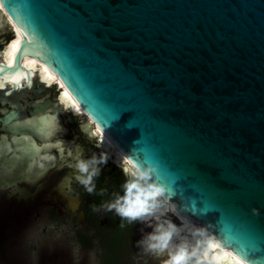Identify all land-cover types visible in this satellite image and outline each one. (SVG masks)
I'll list each match as a JSON object with an SVG mask.
<instances>
[{
	"label": "water",
	"instance_id": "1",
	"mask_svg": "<svg viewBox=\"0 0 264 264\" xmlns=\"http://www.w3.org/2000/svg\"><path fill=\"white\" fill-rule=\"evenodd\" d=\"M0 14L21 34L13 64L48 66L176 221L264 264V0H0ZM10 243L0 258L22 264Z\"/></svg>",
	"mask_w": 264,
	"mask_h": 264
},
{
	"label": "flooded vegetation",
	"instance_id": "2",
	"mask_svg": "<svg viewBox=\"0 0 264 264\" xmlns=\"http://www.w3.org/2000/svg\"><path fill=\"white\" fill-rule=\"evenodd\" d=\"M15 35L0 14V237L11 242L7 255L22 264H155L140 243L150 234L141 223L154 227L150 221L108 208L125 195L123 164L93 135L95 123L65 106L70 99L62 100L57 83L30 81L22 55L13 64ZM81 161L88 173L79 171ZM93 170L89 192L80 181Z\"/></svg>",
	"mask_w": 264,
	"mask_h": 264
},
{
	"label": "clouds",
	"instance_id": "3",
	"mask_svg": "<svg viewBox=\"0 0 264 264\" xmlns=\"http://www.w3.org/2000/svg\"><path fill=\"white\" fill-rule=\"evenodd\" d=\"M93 135L103 140L99 128H96ZM103 161L102 157L101 162ZM78 168L81 173L89 172L87 162H79ZM123 170L130 177L125 185V195L118 198L114 204L108 205L109 210L115 209L118 215L129 220L142 219L153 214L159 207V198L163 196L164 188L148 182L151 169L141 170L131 160L125 159ZM92 175H95V170L80 181L89 192L92 191V187H88L91 184ZM175 232L176 227L171 223L167 227L157 225L153 233L140 243L145 245L146 251L159 255L169 248ZM213 247H219V245L211 237L205 241H197L192 246L181 243L174 251L169 252L168 259L163 264H212L209 249Z\"/></svg>",
	"mask_w": 264,
	"mask_h": 264
},
{
	"label": "bare ground",
	"instance_id": "4",
	"mask_svg": "<svg viewBox=\"0 0 264 264\" xmlns=\"http://www.w3.org/2000/svg\"><path fill=\"white\" fill-rule=\"evenodd\" d=\"M16 33V32H15ZM20 33L18 32L17 35ZM15 35V36H17ZM21 35V34H20ZM21 37L18 36L17 40L15 41L16 46L14 48L15 53L19 42H20ZM11 55V57L13 56ZM22 62L31 69L36 68L39 64L41 65V73L43 79L48 83V84H53L54 82H57L60 86H62V92H61V98L62 100L63 97L65 99H70V104L66 107L70 108L76 113L80 112L83 113L84 111L81 109V107L76 103L74 98L70 95L68 92L67 88L63 85L62 81L55 75L45 64L41 63L39 60L35 58H30L27 56L22 55L21 57ZM34 66V67H33ZM14 77L15 76H20L21 73L19 70L15 71L13 73ZM63 95V97H62ZM65 101V100H64ZM66 102V101H65ZM73 102L75 105L71 104ZM67 103V102H66ZM68 104V103H67ZM78 107L79 109H77ZM97 127H95L96 129ZM101 132V131H100ZM103 136L102 144L105 148L106 151H108V154L110 156H115L116 160L124 165L125 159L130 160L125 154H123L120 150H118L115 145L101 132ZM171 204L167 202L163 196L159 198V207L157 210L151 214L148 215L142 219H145L147 221H150L151 225L150 226H155L157 225H163L167 227L169 223L174 225L176 227V232L173 235L172 240L170 241L169 248L167 251H174L176 246L180 245L181 243H187L189 246L195 245L197 241H205L208 238H213L211 235H209L207 232L202 230L197 224L191 223L188 221H185L183 219L176 221L173 217L176 215L172 211ZM144 221V220H143ZM145 222V221H144ZM156 223V224H154ZM214 241L219 245V247H213L209 249V258L212 261V264H247L245 261H243L241 258H239L237 255H235L231 250H228L224 247H222L216 240L213 238Z\"/></svg>",
	"mask_w": 264,
	"mask_h": 264
},
{
	"label": "rangeland",
	"instance_id": "5",
	"mask_svg": "<svg viewBox=\"0 0 264 264\" xmlns=\"http://www.w3.org/2000/svg\"><path fill=\"white\" fill-rule=\"evenodd\" d=\"M147 223V222H146ZM149 224V223H147ZM141 228H143V230H145L146 233H153V231L155 230L154 227H147L146 224L141 223Z\"/></svg>",
	"mask_w": 264,
	"mask_h": 264
}]
</instances>
